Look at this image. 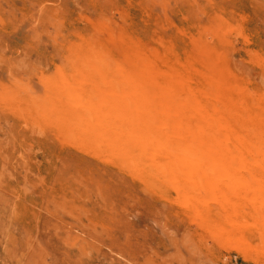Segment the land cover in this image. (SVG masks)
<instances>
[{
	"label": "rangeland",
	"instance_id": "rangeland-1",
	"mask_svg": "<svg viewBox=\"0 0 264 264\" xmlns=\"http://www.w3.org/2000/svg\"><path fill=\"white\" fill-rule=\"evenodd\" d=\"M0 264H264V0H0Z\"/></svg>",
	"mask_w": 264,
	"mask_h": 264
},
{
	"label": "bare ground",
	"instance_id": "bare-ground-1",
	"mask_svg": "<svg viewBox=\"0 0 264 264\" xmlns=\"http://www.w3.org/2000/svg\"><path fill=\"white\" fill-rule=\"evenodd\" d=\"M106 62H108V60H106ZM108 65H110V64H108ZM141 100H144V99L142 97H140L139 98V101H141ZM124 105H125V101H124ZM142 109H143L142 103L141 102H138L137 112L140 111V110H142ZM118 113L122 114L123 113V109H118ZM153 124H154L153 117L151 115H147L144 112H142L140 115H138L137 124H136L138 126H136L137 128H135V129L137 130L138 133H140L143 136L157 138L160 146H162V145L163 146H166V144L163 143L164 141L161 139V137L163 136V132L160 131V130H158V129H156L155 127H154L155 128L154 129L153 128ZM178 133H179V136H181V138L183 137V139L184 138H186V139H184L183 141L174 142L173 145H171L168 148H170V151L181 153L182 156L179 157V163L181 165H186L188 167H193V166L196 167L198 165L213 164L214 166L215 165H218V166H224V167H231V165H232V162L231 161H233V160H230V159L227 160L224 157H220L218 159H216V158H210L207 155V152L210 151V149H208V148H205L204 149V148L200 147L197 142H194L193 140H191L192 139L191 137H190L191 138L190 139L187 136V133L186 132L180 131ZM159 138H160V140H159ZM218 145H219L218 147L220 148L221 145L220 144H218ZM240 148H242L243 150H245V148L243 146L240 147ZM198 151L201 152V155L198 156L197 159H193L192 158L193 155L196 154V153H198ZM206 156L209 159H206ZM234 176H235V174H234Z\"/></svg>",
	"mask_w": 264,
	"mask_h": 264
}]
</instances>
